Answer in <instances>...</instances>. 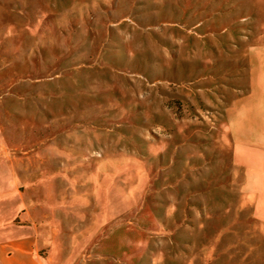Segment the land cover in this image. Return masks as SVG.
I'll return each mask as SVG.
<instances>
[{
  "label": "rangeland",
  "instance_id": "1",
  "mask_svg": "<svg viewBox=\"0 0 264 264\" xmlns=\"http://www.w3.org/2000/svg\"><path fill=\"white\" fill-rule=\"evenodd\" d=\"M248 1L0 0V182L36 264H264L211 147L245 85Z\"/></svg>",
  "mask_w": 264,
  "mask_h": 264
},
{
  "label": "crops",
  "instance_id": "2",
  "mask_svg": "<svg viewBox=\"0 0 264 264\" xmlns=\"http://www.w3.org/2000/svg\"><path fill=\"white\" fill-rule=\"evenodd\" d=\"M249 1L256 31L245 50V85L227 106L211 147L221 155L222 168L238 174L254 219L264 222V0ZM15 185L0 182V264H36L31 253L37 250V229Z\"/></svg>",
  "mask_w": 264,
  "mask_h": 264
}]
</instances>
